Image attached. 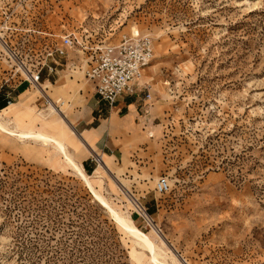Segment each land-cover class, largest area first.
I'll list each match as a JSON object with an SVG mask.
<instances>
[{
    "label": "rangeland",
    "instance_id": "rangeland-1",
    "mask_svg": "<svg viewBox=\"0 0 264 264\" xmlns=\"http://www.w3.org/2000/svg\"><path fill=\"white\" fill-rule=\"evenodd\" d=\"M131 29L154 46L135 130L90 184L50 144L0 130V264H264V0H0V107L31 100L17 129L62 138L79 164L91 154L73 155L65 125L93 92L89 49ZM67 34L49 89L44 56Z\"/></svg>",
    "mask_w": 264,
    "mask_h": 264
},
{
    "label": "crops",
    "instance_id": "crops-1",
    "mask_svg": "<svg viewBox=\"0 0 264 264\" xmlns=\"http://www.w3.org/2000/svg\"><path fill=\"white\" fill-rule=\"evenodd\" d=\"M64 36L66 35H63L62 37ZM62 37L58 44L51 46L49 49L60 46L62 44ZM93 47L94 46L89 49L90 60ZM70 49L72 48L66 49V55ZM48 63L52 64V59H49ZM89 63L90 61L86 64L87 68L89 67ZM62 66L64 65L56 62L53 73L56 74L58 72V67ZM49 76L50 74L47 73L43 83H47L46 87H49V89H54L55 87L50 82ZM40 79L41 75L39 78V84H37L39 86L41 84ZM88 82L92 87L93 92L87 99L85 106L76 112L73 122L70 124L71 127L65 125L67 127L65 129H74L77 135L76 140L80 143L78 145L73 142L75 147L69 143L67 144L72 147L73 155L82 147L91 154L90 156L83 158L82 161L77 159V162L82 167L84 173L87 172L86 168L88 169V172L93 170L94 173L95 167L93 163L95 162V156H100L103 161L111 158L113 163L118 160V156L122 152V145L126 139L130 137L132 131L135 130V119L138 115V98H136L135 93L130 95H122L118 98L117 103L112 108H110L96 95L95 84L91 81ZM61 86H63L66 90L64 84L58 87ZM138 86H141L139 82ZM41 89L44 91L45 88L41 87ZM18 94L21 95V93ZM31 102V100L20 99V101L16 103H8V105L0 108V112L4 114L16 128H23L24 126L32 123L37 115V112L31 106ZM81 139L83 142H80Z\"/></svg>",
    "mask_w": 264,
    "mask_h": 264
},
{
    "label": "built area",
    "instance_id": "built-area-1",
    "mask_svg": "<svg viewBox=\"0 0 264 264\" xmlns=\"http://www.w3.org/2000/svg\"><path fill=\"white\" fill-rule=\"evenodd\" d=\"M74 41L70 35L62 37V44L49 49L45 56L42 67L48 73L54 71V65L47 61L54 55L63 57L66 49L73 48ZM150 36L143 34L138 29L122 34L118 42L110 41L92 48L89 67L85 70V77L95 84V92L99 99L112 108L120 96L136 93L138 82L143 76L144 70L153 59L154 48ZM39 70L31 75V83H38L40 78ZM143 89H146L144 86ZM150 98L147 93L144 100ZM97 157V156H96ZM94 158L96 163L97 159Z\"/></svg>",
    "mask_w": 264,
    "mask_h": 264
},
{
    "label": "bare ground",
    "instance_id": "bare-ground-1",
    "mask_svg": "<svg viewBox=\"0 0 264 264\" xmlns=\"http://www.w3.org/2000/svg\"><path fill=\"white\" fill-rule=\"evenodd\" d=\"M30 78H31V75H30ZM33 84H34V87L37 90V92L42 95L43 89H41V86L37 85V84H39V82L38 83L33 82ZM43 95H44V92H43ZM57 102L59 104L64 105L62 100H57ZM46 111H47V114H49V115L55 114V115L60 116L59 115L60 111H58L56 109V107L54 106L53 103L49 104ZM1 114L2 113L0 112V130L1 131L8 133L10 135L16 136L21 140L31 139V140H33L35 142H39L41 144H46V145L50 144L52 147L56 148L57 151L62 153L61 155L64 156L65 160L78 173L77 175H80L81 177H83L87 181V183L90 184V181L88 180V176L84 173L82 167L74 161L71 152L68 151L67 146H66V144L62 138H56L53 136H49V135L45 134L44 132H33V131H26V130L17 129L14 126H10V123L8 122V120L3 119L1 117ZM44 115H45L44 112H41L40 116L44 117ZM96 159H97L98 163L100 164L101 163L100 158L96 157ZM96 195L100 199V201L108 207V209L111 211L110 213H112L120 221L119 223H121V225H123L124 228H126L128 230V232L136 238L135 240H136L137 244H139L140 246L144 247L145 249H147L151 252L152 258L156 262V253L154 251V249H155L154 247H156V246L153 244V242L150 240V238L145 233H143L138 228H136L129 219L121 216L117 211H115L113 208H111L109 206L108 202L103 197H101L98 193H96Z\"/></svg>",
    "mask_w": 264,
    "mask_h": 264
},
{
    "label": "trees",
    "instance_id": "trees-1",
    "mask_svg": "<svg viewBox=\"0 0 264 264\" xmlns=\"http://www.w3.org/2000/svg\"><path fill=\"white\" fill-rule=\"evenodd\" d=\"M4 106H6V103H4L0 108H2V107H4ZM86 170L88 171V169L86 168ZM87 173V172H86Z\"/></svg>",
    "mask_w": 264,
    "mask_h": 264
}]
</instances>
